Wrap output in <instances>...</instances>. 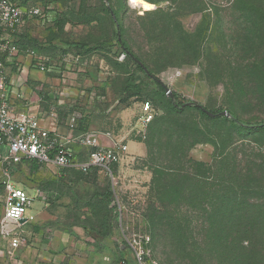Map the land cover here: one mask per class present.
<instances>
[{
    "label": "rangeland",
    "instance_id": "obj_1",
    "mask_svg": "<svg viewBox=\"0 0 264 264\" xmlns=\"http://www.w3.org/2000/svg\"><path fill=\"white\" fill-rule=\"evenodd\" d=\"M112 1L120 14L129 47L172 94L210 110L231 111L246 122L264 121V0H243L239 10L233 7L234 0H153L158 3L157 8L150 10L146 5L132 6L129 0ZM251 5L263 9L253 13L249 10ZM52 6L54 9L45 25L35 21L23 30L38 37L44 35L42 40L55 46L56 40L62 44L88 34L104 37L113 28L100 0H54ZM80 8L97 17L93 26L72 21L81 13ZM149 11L152 12L145 15ZM65 20L70 21L64 24ZM49 58L60 69L51 74L63 75V59ZM132 69L138 79L146 78L135 65ZM125 77L122 71L116 75L111 86L114 95ZM148 100L143 95L134 117L142 136L136 134L137 130L129 136L143 141L148 152L143 159L125 164L126 176L114 186L115 197L127 206L120 221L113 198L116 228L121 234L123 228L126 235L133 232L148 235L149 264H226L229 260L223 251L242 254L243 242L233 229L227 230L233 233L224 243L217 227L207 226L212 222L208 219L212 217L207 215L210 212L194 213L187 206L183 212L171 208L165 212L159 202L165 203L164 196H158L157 192L163 194L165 180L160 175L164 173L168 156L173 169L186 170L190 166L203 174L215 172L221 176V180H214L221 191L228 188L239 191L227 178L246 177L252 187L251 195L237 194L232 206L247 209L250 204L253 212L250 219L240 221L249 224L251 234L247 238L251 237L253 252L264 250V131L244 130L222 119H208L191 109L178 113L167 99L151 101L155 118L148 126H142L143 103ZM98 103L94 107L109 105L108 99ZM189 158L197 165L191 166ZM30 179L35 180L34 174ZM109 182L105 180V184L110 185ZM121 187H125L124 193L119 190ZM132 189L138 194L131 195ZM35 200L33 209L40 205L39 199ZM180 215L190 219L191 225H187L189 221H179L180 228L175 226V221L168 220L171 216L180 219ZM236 261L243 263L241 259Z\"/></svg>",
    "mask_w": 264,
    "mask_h": 264
},
{
    "label": "crops",
    "instance_id": "obj_2",
    "mask_svg": "<svg viewBox=\"0 0 264 264\" xmlns=\"http://www.w3.org/2000/svg\"><path fill=\"white\" fill-rule=\"evenodd\" d=\"M22 1L16 0V3L25 6ZM39 4L37 2L35 5ZM14 34L0 29L2 39L16 40L28 35L30 39H37L39 44L34 46L25 42V47L19 48L14 56H3L6 75L4 99L16 112L37 116L43 127L60 137L68 136L70 117L76 113L78 123L82 122L83 128L100 134L103 147L111 148L116 142L127 145L126 154L119 164L113 166L116 184L123 182L125 164L143 159L148 151L143 141L129 137L140 126L137 120L134 121L139 102L132 101L129 106L121 107L118 93H112L114 88L111 86L118 74L114 65L101 55H64L61 49L65 45L58 44L56 40L55 46H52L48 40H42L44 35L38 37L23 29ZM97 38L94 34H88L75 42ZM46 57L63 59V75L42 72L38 68L37 60ZM106 99L109 105L94 107L99 106L100 100ZM53 111L55 118L49 117ZM72 134L78 135L79 131ZM136 134L142 136V130H137ZM68 149L81 161H86L91 151L76 142L70 143ZM34 166L41 167L36 170ZM31 174H34L35 180L30 179ZM106 179L110 185L105 184ZM14 180L18 188L35 194L37 197L32 196L39 199L40 205L35 209L33 205L30 214L24 218L27 220L25 222L6 221L5 193L0 187V264H117L122 260H132L123 235L112 221L116 215L114 201L105 205L91 200L95 194H103L109 189L112 199L115 197L114 185L106 171L93 168L83 173L74 167L59 168L53 164L39 165L36 161H24L15 168ZM124 189L121 187L119 190L124 193ZM135 192L132 189L131 195L138 194ZM32 216L35 220L28 221ZM233 222L229 220L228 225ZM112 225L115 228L111 230ZM8 232L21 234L27 241L26 245L13 248L12 236H4ZM232 233L229 230V237ZM249 234L250 230L244 233L242 254L232 250L223 251L224 257L226 255L229 260L226 264H264V250L253 252L251 237L247 238ZM237 259L243 260V263Z\"/></svg>",
    "mask_w": 264,
    "mask_h": 264
},
{
    "label": "trees",
    "instance_id": "obj_3",
    "mask_svg": "<svg viewBox=\"0 0 264 264\" xmlns=\"http://www.w3.org/2000/svg\"><path fill=\"white\" fill-rule=\"evenodd\" d=\"M22 2H23L22 4H24L25 6L35 5L37 2H40L42 5L47 6L48 4H53L54 0H38L36 2H34L33 0H23ZM100 2L103 4L104 13H106L109 16V19L111 20V24L113 25L111 32H109V34L104 37H99L96 40H92L88 42H75V41L62 42V44H64L65 47L62 48L61 51L64 55L68 53H73L76 56H80V57H86L89 55H101L104 58H106L108 61H110L118 72L122 71L126 75V77L121 84L120 90L118 91L119 103L121 105L129 106L130 105L129 103L131 101L139 102L140 99L143 98V95H146L147 97H149L150 100L146 102L151 103L153 108L154 105L151 102L152 100L157 101L159 99H167L171 108H173L178 113H183L185 110L191 109L197 111L198 113H200L201 116L206 117L208 119L211 120L222 119L244 130L264 131V121L257 123L246 122L241 118H239L235 113L228 110L225 111L231 114V118L224 117L221 115L223 112H225L224 110H220V109L210 110L196 103L195 105L189 106L188 104L191 102H188L185 98H182L178 94L174 92L172 95L167 94L166 86L163 84V82L155 75H153L151 71H149V68L145 65V63L140 58H138L136 54L132 51V49L129 47L128 42L125 38V30L121 22L120 14L116 9L115 5L113 4V1L100 0ZM129 2L132 6L146 5L147 10H150L152 8H157L156 5L158 4L153 0H129ZM242 2L243 0H234L233 7L239 10L238 5L241 4ZM262 9L263 8L259 5H251L249 8V10L253 13L261 12ZM79 12L81 13H77L78 15L77 18L72 19V21L74 22L77 21L76 23H80V24H90V25H92L95 21H97V17L95 15H92V13H89L86 10H84V8H80ZM150 12L152 11L146 12L145 15H147ZM259 17L255 16V18H259ZM35 21L40 23L38 18H34L29 20L28 24L24 28H26L31 22H35ZM66 21L67 20H65L64 24H66L67 22L69 23L70 20L67 22ZM59 24L60 23H58V25ZM28 38H29L28 35H23L20 36L19 39L12 41L13 44L20 49L25 47V42H28L30 45H34V46H37L39 44L37 39H30V38L28 39ZM122 54L125 55V60L123 62H120L118 58ZM134 65L135 67H137V69L140 72L144 73L146 77L144 80H140L137 78V76H135L134 73L135 71L132 69ZM147 70L149 71V73L146 72ZM204 110L210 111L215 116L214 117L209 116ZM77 130L79 132H88L86 128L82 127V122L78 123ZM167 158L165 161L164 173H161L160 175L163 176L165 180L163 194L157 192L158 196L161 195L164 196L165 203H163L161 200L159 202L161 203V206L163 207L165 212L168 213L169 208H171V210H175L174 212H179V211L183 212L184 211L183 209L186 206H187V210L194 213L210 212L207 215L212 217V218H208L209 220L212 219V222L211 223L208 222L207 226L217 227V229L219 230L218 231L219 235L224 238V239L222 238L224 243L229 236L227 232L228 229H233L234 232L240 236L239 238L240 242H243L245 240L244 233L246 231L248 232L250 228H249V224L247 223L242 224L240 220L250 219L251 214L253 213L252 208H250L251 206L250 204H248L249 207L247 209H234V206H232L234 205L232 200L233 198L237 197V194L244 196L251 195L252 187L248 182L247 178L240 177L238 179L236 178L232 179L231 176L227 179L229 180L231 179V182L233 183V185L235 184L238 187L239 191L237 190L229 191V188L225 191L224 190L221 191L220 185L215 186V182H214V180L216 179L221 180L220 178L221 176H217L215 172L208 171L207 173L203 174L197 170H193L190 166L186 170L182 168L173 169L168 164L172 160L169 161ZM219 158H221V155L219 156ZM181 161H183V158ZM189 163L192 164L191 166L197 165V163L190 158H189ZM201 165L203 167L211 168V166H207L204 164ZM40 167L41 166H34V169L38 170ZM96 169L100 171L102 170L99 168ZM154 183L157 185L158 180L155 179ZM228 186L233 187L231 186L230 183ZM91 200L97 201L105 205H110L113 201L112 192L109 189L103 194L97 193L91 198ZM172 217L173 216L169 217L168 220L175 221V226L177 227L181 228L182 223H184L183 221L185 220L189 221L187 225H191L190 219L188 218L185 219L184 217H182V215H180V219H177V217L173 219ZM115 220H116V215L112 217V221L114 222V226L116 227ZM229 220H233L234 225H228ZM179 221H182V223H180ZM160 223L162 224L163 222ZM114 226L112 225L110 229L112 230L113 228H115ZM109 233L110 231L106 232L105 234L107 235Z\"/></svg>",
    "mask_w": 264,
    "mask_h": 264
},
{
    "label": "built area",
    "instance_id": "obj_4",
    "mask_svg": "<svg viewBox=\"0 0 264 264\" xmlns=\"http://www.w3.org/2000/svg\"><path fill=\"white\" fill-rule=\"evenodd\" d=\"M52 4L44 6L31 5L20 6L16 0H0V29L4 32L15 33L23 29L28 21L38 18L42 25L48 21ZM19 48L12 40L0 38V187L5 193V220L19 223L23 220L36 198L30 196L24 189L18 188L14 180L15 168L24 161H36L41 165L53 164L59 168L74 167L86 173L93 168H99L108 174L112 183L116 186V178L113 173V166L119 164L126 154L128 147L122 142H116L111 148L103 147L100 143V134L97 132L72 133L78 128L79 116L72 113L66 137H60L50 129L41 125V120L30 113H18L15 108L4 99L3 92L6 85L3 56H14ZM33 53V52H32ZM34 54V53H33ZM122 54L118 60L124 61ZM37 66L42 72L56 73L60 71L54 65L51 58H39ZM154 108L151 103H144L143 115L140 118L142 126H148L154 119ZM56 117L51 112L50 116ZM76 142L82 147L90 149L86 161H81L73 156L68 149L70 143ZM118 219L122 221L127 206L120 203L118 196ZM115 201L113 202V206ZM35 217H29L28 221L33 222ZM123 240L130 250L132 260H122L117 264H149L150 240L146 233L133 232L128 235L122 228ZM11 238V246L17 248L26 245L27 241L19 233L8 232L4 235Z\"/></svg>",
    "mask_w": 264,
    "mask_h": 264
},
{
    "label": "water",
    "instance_id": "obj_5",
    "mask_svg": "<svg viewBox=\"0 0 264 264\" xmlns=\"http://www.w3.org/2000/svg\"><path fill=\"white\" fill-rule=\"evenodd\" d=\"M147 73H149V71L147 70L146 71ZM166 92H167V94H169V95H172V91L169 89V88H166ZM189 106H192V105H195V103H189L188 104ZM209 116H211V117H214L215 115L213 114V113H211L210 111H208V110H204ZM222 116H224V117H228V118H231V114L229 113V112H227V111H225V112H223L222 114H221ZM25 222V221H27L26 219H23V220H21V222ZM124 247V246H123Z\"/></svg>",
    "mask_w": 264,
    "mask_h": 264
}]
</instances>
